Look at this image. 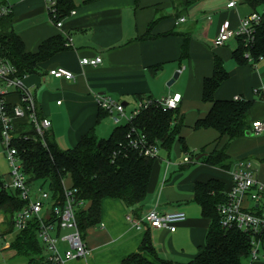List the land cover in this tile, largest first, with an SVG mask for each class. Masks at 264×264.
I'll return each instance as SVG.
<instances>
[{
  "label": "crops",
  "instance_id": "obj_1",
  "mask_svg": "<svg viewBox=\"0 0 264 264\" xmlns=\"http://www.w3.org/2000/svg\"><path fill=\"white\" fill-rule=\"evenodd\" d=\"M231 1L235 2L234 6H228ZM72 2V9L59 19L58 26V20L48 12L46 0H6L13 31L22 39L26 51H37L41 42L52 36L66 39L65 49L39 62L35 72L22 78L39 115L51 121L49 130L57 146L63 150L71 148L91 129L100 138L104 137L103 133L110 134L114 126L108 125L112 123L109 117L99 118L96 94L122 103L127 115L137 108L140 98L178 94L176 104L183 123L180 134L187 147L198 155L184 153L178 142L169 151L159 149L147 195L137 214L134 207L117 198H103L99 225L87 228L83 237L90 255L66 260L64 264H122L127 256L139 251L146 235L159 258L186 262L204 245L210 225V219L202 215L194 200L196 182L218 179L227 192L232 184V172L242 162L250 164L254 177L264 185V129L259 134L244 133L227 143L226 153L231 162L228 168H220L202 162L201 155L225 145L226 139H220L213 128H194L196 120L210 108L208 102L202 101L201 94L203 79L212 73L214 55L222 59L228 72L214 97L252 100L248 111L249 132L254 121L264 123V56L248 57V61L239 64L232 55L237 38H230L218 47L212 45L225 21L235 29L253 8L243 0ZM180 18L184 20L179 21ZM152 20H155L151 28L154 37L141 39L140 35ZM98 55L102 62L95 66L79 62L82 57ZM57 67L71 71L74 77L56 78L48 73ZM175 74L177 77L168 85ZM19 100L17 92L7 96L11 104ZM13 124L17 134L31 130L26 117L15 118ZM185 157L189 160L184 161ZM0 179L5 185L11 181L1 141ZM151 209L160 213L183 211L185 219L176 224L173 232L151 228L145 223L137 228L133 219L143 218ZM7 230L4 216L0 214V252L15 264H27V258L9 247L18 231ZM59 246L62 250L66 244ZM141 254L153 264H162L146 251ZM248 259L247 264H264L262 255L256 260Z\"/></svg>",
  "mask_w": 264,
  "mask_h": 264
},
{
  "label": "trees",
  "instance_id": "obj_2",
  "mask_svg": "<svg viewBox=\"0 0 264 264\" xmlns=\"http://www.w3.org/2000/svg\"><path fill=\"white\" fill-rule=\"evenodd\" d=\"M253 11L264 6V0H243ZM6 0H0V11L6 8ZM72 0H58L55 20L64 17L72 9ZM0 14V54L15 68L16 76L23 77L35 72L39 62L48 59L52 54L66 48V39L52 36L41 42L37 51L25 50L22 39L13 31L11 11ZM152 20L141 39H150ZM253 39L245 42L243 37H237V47L233 50L234 60L239 64L248 61L245 53L251 59L264 56V21L254 24ZM182 55H186L185 49ZM228 77V72L218 55L213 57L211 75L202 81V101L208 102V112L196 120L194 128H213L220 139H226L225 145L214 148L209 153H203L201 160L207 165L228 168L230 157L226 153V145L248 131V111L252 100L241 97L235 99H217L214 93L220 83ZM144 98L150 97H143ZM38 112V111H37ZM39 115V113H38ZM40 116V115H39ZM108 117V113L99 108V118ZM182 117L176 105L173 108H163L161 105H149L142 108L131 120L115 125L107 137H98L95 130L85 133L78 143L68 149H60L51 130H46L43 136L33 130L17 135L14 145L22 162L28 186L46 188L51 195V204H62L65 200L64 179H70V186L77 202L91 201L87 210L78 206L76 220L78 228L84 237L87 228L99 225L100 202L111 197L121 200L129 207H134L137 214L141 203L148 192L151 170L156 157L143 155L140 146L132 145L133 140L143 136L145 144H153L159 149L169 151L178 142L184 153L191 151L180 134ZM142 140V139H141ZM142 144V142H140ZM227 199L223 183L211 178L205 182H196L194 200L199 204L201 213L210 219L205 243L199 252L186 262L164 260L156 255L149 235L142 241L139 251L127 256L122 264H153L145 259L141 252L146 251L162 264H244L251 250V236L237 227L224 228L220 222L217 206ZM28 204L21 198L18 190L5 185L0 179V214L4 216L7 231L15 229V214ZM48 221L53 222L52 213ZM40 220L37 217L27 221L26 226L19 230L9 247L17 254L27 258V264H52L43 252L46 248L38 237Z\"/></svg>",
  "mask_w": 264,
  "mask_h": 264
},
{
  "label": "built area",
  "instance_id": "obj_3",
  "mask_svg": "<svg viewBox=\"0 0 264 264\" xmlns=\"http://www.w3.org/2000/svg\"><path fill=\"white\" fill-rule=\"evenodd\" d=\"M231 1L228 6H234ZM48 12L55 19L57 15L58 0H46ZM7 9L2 8L0 14ZM184 20L180 18L179 21ZM264 21V6L258 11H252L249 15L240 20L239 26L235 29L225 21L212 45L218 47L223 45L230 38L243 37L249 43L253 39L254 24ZM59 26L61 22L58 20ZM249 57L248 53H245ZM81 65H97L102 62L101 56L92 58L82 57L79 60ZM14 66L0 54V141L4 153L10 166L11 181L8 187L19 191L22 199L27 200L28 204L15 214V229L22 230L27 221L33 217L40 220L38 237L46 248V258L52 264H64L66 260L86 258L90 255V249L83 241V236L78 228L76 211L78 206L84 205L77 202L71 189L65 188V200L62 204H51L50 192L43 187L37 186L30 188L26 182V175L23 171L22 162L18 155V150L14 145V138L17 135L14 129L13 120L15 118L26 117L31 126V130L43 136L46 130L51 127V121L38 115L33 96L28 92L22 82V78L16 76ZM56 78L72 79L73 73L61 67L52 68L48 71ZM17 92L19 102L11 104L7 101V96ZM98 107L108 113L114 125L121 124L122 118L126 121L131 120L142 108L149 105H161L165 108L175 107L179 100V95L173 97L144 98L139 101L129 115L125 113L124 105L107 95L96 94ZM125 121V122H126ZM264 129V123L254 121L250 132L259 134ZM142 140H133L132 145L140 146L143 155L156 157L159 148L153 144H145ZM142 142V144L140 143ZM189 158L185 157L184 161ZM227 199L217 206L222 227H237L251 236V250L249 258L251 260L264 256V251L260 252V247L264 243V185L259 183L254 177L253 170L249 163L240 162L239 167L232 172V184L226 192ZM49 213H52L53 222L48 221ZM128 219H131L128 216ZM185 219L183 211H172L160 213L155 209L149 210L141 219H136L134 224L140 228L141 223H145L151 228L166 229L175 231L176 224ZM60 243L66 244L61 250Z\"/></svg>",
  "mask_w": 264,
  "mask_h": 264
},
{
  "label": "rangeland",
  "instance_id": "obj_4",
  "mask_svg": "<svg viewBox=\"0 0 264 264\" xmlns=\"http://www.w3.org/2000/svg\"><path fill=\"white\" fill-rule=\"evenodd\" d=\"M126 111H127V113H129L130 112V109H126ZM125 121H126V119L122 118L121 123H124ZM108 125H110V127L111 126H115L114 124L109 123V122H108ZM103 134H105V135H103ZM103 134L102 135L105 137V136H108L109 133H103ZM63 184L65 185V187H69V184L70 183H69V178L68 177H66L64 179V183ZM263 251H264V243H263V246L260 247V252L262 253ZM1 253L2 252H0V264H15L16 263V262L9 261L5 256H3V253L2 254ZM43 255L46 256L47 255V252L44 251L43 252ZM24 258H26V257H24ZM248 260H249L248 258L244 259V264H247V261ZM18 264H21V263L19 262Z\"/></svg>",
  "mask_w": 264,
  "mask_h": 264
},
{
  "label": "water",
  "instance_id": "obj_5",
  "mask_svg": "<svg viewBox=\"0 0 264 264\" xmlns=\"http://www.w3.org/2000/svg\"><path fill=\"white\" fill-rule=\"evenodd\" d=\"M176 77H177V75L175 74L174 78L168 83V85L171 84ZM245 134L251 135L252 133L249 131H246ZM90 205H91V201L89 200L83 205V209L87 210L90 207Z\"/></svg>",
  "mask_w": 264,
  "mask_h": 264
}]
</instances>
